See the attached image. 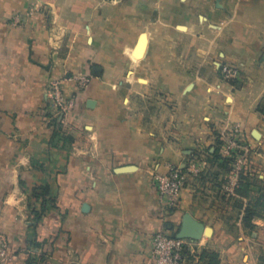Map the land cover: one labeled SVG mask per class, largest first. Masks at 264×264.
Instances as JSON below:
<instances>
[{"label":"crops","instance_id":"0c3cea01","mask_svg":"<svg viewBox=\"0 0 264 264\" xmlns=\"http://www.w3.org/2000/svg\"><path fill=\"white\" fill-rule=\"evenodd\" d=\"M221 63L241 72L240 89L222 82ZM86 69L61 141L48 82L74 91L64 78ZM263 101L264 0H0L4 264H151L159 232L218 264H264V181L246 197L234 190L227 210L192 183L176 212L153 185L207 153L224 120L264 149ZM41 187L52 201L40 215Z\"/></svg>","mask_w":264,"mask_h":264},{"label":"rangeland","instance_id":"374dc122","mask_svg":"<svg viewBox=\"0 0 264 264\" xmlns=\"http://www.w3.org/2000/svg\"><path fill=\"white\" fill-rule=\"evenodd\" d=\"M219 75L223 83L233 85L240 89L243 76L236 70L235 65L221 63ZM225 69L236 70L234 78L227 76ZM93 74L87 69L72 77L64 78L72 80L75 84L74 91H66L61 79H51L48 82L49 102L47 123L56 137L66 140L65 129L67 120L75 110L76 104L86 98L88 88L92 82ZM58 88L62 94L63 107H54V90ZM117 90H115V93ZM264 111V101L259 108ZM215 140L208 152L195 155L184 168L187 172V186L195 184V190L202 197H211L218 200L221 206L227 210L235 202L233 192L235 184L246 179L250 184L264 181V176L259 170L264 167V149L259 142L249 138L244 126L240 122L224 120L215 125ZM216 166V167H215ZM236 182V183H235ZM189 183V184H188ZM264 187V186H263Z\"/></svg>","mask_w":264,"mask_h":264},{"label":"built area","instance_id":"2783aa9c","mask_svg":"<svg viewBox=\"0 0 264 264\" xmlns=\"http://www.w3.org/2000/svg\"><path fill=\"white\" fill-rule=\"evenodd\" d=\"M224 72L232 78L237 74L236 70L232 69H225ZM52 105L56 108L63 107L62 94L58 88L54 90ZM153 185L166 210L176 212L181 208L183 193L187 186V172L180 167H171L165 173L155 174ZM237 186L238 182L234 186L235 189ZM8 257V244L5 239L0 238V264H4ZM150 258L151 264H190L199 259V256L195 250L189 248L183 238L159 232L153 238Z\"/></svg>","mask_w":264,"mask_h":264},{"label":"trees","instance_id":"16d2710c","mask_svg":"<svg viewBox=\"0 0 264 264\" xmlns=\"http://www.w3.org/2000/svg\"><path fill=\"white\" fill-rule=\"evenodd\" d=\"M249 187H250L249 182H247V180L244 179L241 182H239L237 188L235 189V194L238 195V196H241V197L242 196L246 197L249 194ZM35 196L37 198H42V200H43L42 210L40 212H38V213H40V215L41 214H45V212L48 209L49 202L52 201L50 199V197H49V189H48V187H41L39 192H35ZM255 216H256V213L249 206L245 210V216L243 218V221H244V223H245V225L247 227H252L253 226L252 221H253V218ZM198 256H199V258L202 261H207L208 264H218V256L215 253H211V252H208V251H203Z\"/></svg>","mask_w":264,"mask_h":264},{"label":"water","instance_id":"95a60500","mask_svg":"<svg viewBox=\"0 0 264 264\" xmlns=\"http://www.w3.org/2000/svg\"><path fill=\"white\" fill-rule=\"evenodd\" d=\"M178 237V236H177ZM178 238H181V237H178Z\"/></svg>","mask_w":264,"mask_h":264}]
</instances>
